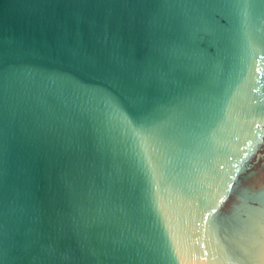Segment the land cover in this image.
<instances>
[{"label":"water","instance_id":"95a60500","mask_svg":"<svg viewBox=\"0 0 264 264\" xmlns=\"http://www.w3.org/2000/svg\"><path fill=\"white\" fill-rule=\"evenodd\" d=\"M0 264H264V0H0Z\"/></svg>","mask_w":264,"mask_h":264}]
</instances>
